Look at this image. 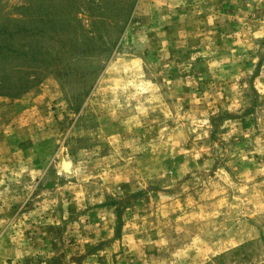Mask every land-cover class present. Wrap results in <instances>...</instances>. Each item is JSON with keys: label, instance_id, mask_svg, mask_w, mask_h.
I'll use <instances>...</instances> for the list:
<instances>
[{"label": "rangeland", "instance_id": "rangeland-1", "mask_svg": "<svg viewBox=\"0 0 264 264\" xmlns=\"http://www.w3.org/2000/svg\"><path fill=\"white\" fill-rule=\"evenodd\" d=\"M0 264H264V0H0Z\"/></svg>", "mask_w": 264, "mask_h": 264}]
</instances>
